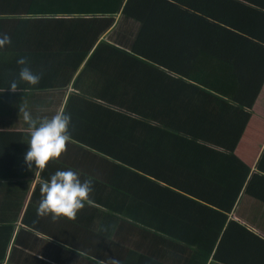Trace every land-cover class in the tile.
<instances>
[{
    "label": "crops",
    "instance_id": "crops-1",
    "mask_svg": "<svg viewBox=\"0 0 264 264\" xmlns=\"http://www.w3.org/2000/svg\"><path fill=\"white\" fill-rule=\"evenodd\" d=\"M119 10L91 23L77 21L88 16H49L44 36H31L38 30L34 28L40 24L38 17L27 24L18 16L6 17L0 25V34L9 35L18 47L0 53V132L16 133L0 136V165L8 163L0 171V264H97L109 258L140 264L139 257L165 258L168 264H222L214 258L220 245V257L228 264H245L250 257L264 264V255H259L264 247V82L254 98L249 91L242 94L245 103L252 102L251 108L234 103L249 114L246 121L238 111L239 119L222 121V128L209 132L200 111L192 122L174 113L180 87L172 78H181L188 68L192 54L182 43L190 40L169 38L163 41H168V48L162 47L159 55L154 53V41L146 40L152 50L141 52L147 58L138 56L143 64L135 68L114 52L93 51L98 42H106L131 52L141 37L142 22ZM20 57H28L32 70L42 71L43 77L38 85L20 81L19 91L12 92L9 85L19 79ZM201 80L205 78L193 80V85L205 88ZM137 85L139 93L132 91ZM249 88L253 93L252 81ZM132 93L152 96L138 106L166 110L153 125L165 124L170 131L148 137L144 129L139 136L140 150L159 158L156 168L165 174L162 182L131 185L126 175L130 166L110 160L113 150L129 152L113 144L114 138L128 136L124 125L117 128L121 120L105 116L101 107H131ZM197 97L198 108H209L205 98ZM20 107L34 118L51 117L60 109L71 114L67 151L43 171L34 162L29 169L25 162L30 135ZM191 123H198L194 136L184 130ZM229 123L230 132L224 129ZM227 140L233 141L234 150L223 148ZM16 147L14 154L11 149ZM68 169L76 171L82 182L93 181L92 203L85 202L75 220L53 221L51 214L38 217L39 181ZM167 180L170 184H165ZM164 187L182 196L169 195ZM147 223L146 230L139 227ZM179 236L191 238L181 247Z\"/></svg>",
    "mask_w": 264,
    "mask_h": 264
},
{
    "label": "trees",
    "instance_id": "trees-1",
    "mask_svg": "<svg viewBox=\"0 0 264 264\" xmlns=\"http://www.w3.org/2000/svg\"><path fill=\"white\" fill-rule=\"evenodd\" d=\"M120 7L122 14L142 22L141 37L134 43L131 52L121 50L106 42H98L94 52L99 54H102L103 51L114 52L116 56L125 58L130 66L135 68L143 64L138 56L147 58L145 53L143 55L141 52L152 50L151 46L148 47L147 44H144L146 40L154 41L156 55L160 54L162 47L168 48L166 45L168 41L165 44L163 41L169 40V38L176 41V36L177 40L181 42L187 40L192 42L182 43L185 47L189 46V53L192 54L188 68L184 74H181V78H172L180 87L179 93L175 96V99L180 100L179 106H176L174 113H180V116L183 115L187 121L192 122L195 117L194 113L200 111L208 120L207 124L202 119L203 124L208 126L209 132L211 129L214 132L215 128L217 130L222 128V121L239 119V109L237 106L235 107V102L247 104L248 109L252 107V102L248 105L241 96L249 91L254 98L264 82V0H0V25L5 24L6 17L18 16L25 24L31 17H38L40 24L34 27L38 30L31 31V36H44L48 34L45 23L51 19L48 18L49 16H88L89 18H77V21L91 23L101 19L99 16L120 11ZM157 44H162V46L159 47ZM6 47L14 48L17 45L11 43L0 48V53ZM204 69H206L205 74L198 75ZM190 73H193V76H189ZM183 77H192V79L188 81ZM200 78H205L200 81L205 88L193 85L192 81ZM169 81L171 82V80ZM251 81L255 85L253 93L249 88ZM140 90L141 88L137 85L132 91L139 93ZM197 96L205 98V104L210 109L206 108L203 111L198 108V104H194V102L197 103ZM151 97L146 98L132 93L130 95L131 107H101L105 116H113L115 120H121L116 124L118 130L121 125H124V134H127L128 138H114L113 144L116 148L125 146L129 148V152L122 149L116 150V152L113 150L114 155L110 156V160L130 166L126 175L130 178L131 185H136L141 181H150L153 184V181L162 182L161 180H164L165 174L157 172L156 168V163L160 162L159 158L152 151H141L139 144V136L144 129L147 131L148 137H156L160 132L170 131L165 124L153 125L159 116L166 114L165 108L155 105L153 107L138 106L141 100L151 99ZM154 98L156 97L154 96ZM239 113L244 117V121L249 118L248 113L243 114L241 111ZM197 124L185 125L184 130L194 136ZM232 125L229 123L224 129L230 132ZM201 131L207 133L203 128ZM173 132L177 133L178 131L174 130ZM15 135V132H0V136ZM152 140L155 141V139H150L148 142L152 143ZM15 142L18 143L14 138L13 143ZM232 142L227 140L223 148L234 150L235 145L233 146ZM100 148L103 150L101 146ZM11 151L15 154L17 147L12 148ZM1 152L2 150H0V154ZM229 153L233 157V154ZM9 157L11 156L9 155ZM7 164V161H4L0 165V171H4ZM245 176L246 172L242 177ZM164 182L170 184L168 180ZM163 190L169 195L182 196L167 188ZM261 191L264 192V188H261ZM186 192L189 194V191L186 190ZM262 198L264 199V196ZM182 224L188 225L184 220ZM149 226L150 223H147L139 227L146 230ZM163 226H166V223ZM159 228L161 227H151V230ZM177 238L182 247L191 237L179 236ZM221 249L220 245L214 258L217 262L228 264L220 257ZM259 255H264V247L261 248ZM139 258L140 264H168L165 258ZM245 264H258V262L257 259L250 257Z\"/></svg>",
    "mask_w": 264,
    "mask_h": 264
},
{
    "label": "clouds",
    "instance_id": "clouds-1",
    "mask_svg": "<svg viewBox=\"0 0 264 264\" xmlns=\"http://www.w3.org/2000/svg\"><path fill=\"white\" fill-rule=\"evenodd\" d=\"M11 43L9 35L0 34V48ZM17 64L22 67L19 79L11 81L9 85L12 92L19 91L20 81L30 85L40 83L43 72L33 71L28 57H20ZM20 113H23V120L30 135L25 162L29 169L34 162L36 168L43 171L50 162L59 159L67 151V145L72 138L71 114L60 109L51 117L34 118L24 107H20ZM39 183L42 198L37 208L38 217L51 214L53 221L60 217L75 220L77 213L85 207V202L92 203L90 194L93 192V181L85 179L82 182L79 174L71 169L57 170L50 179L40 180ZM97 264H120V261L109 258L107 261L97 260Z\"/></svg>",
    "mask_w": 264,
    "mask_h": 264
}]
</instances>
